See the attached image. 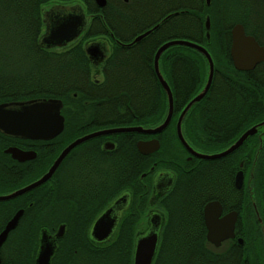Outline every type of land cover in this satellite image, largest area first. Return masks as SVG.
<instances>
[{
    "label": "trees",
    "instance_id": "trees-1",
    "mask_svg": "<svg viewBox=\"0 0 264 264\" xmlns=\"http://www.w3.org/2000/svg\"><path fill=\"white\" fill-rule=\"evenodd\" d=\"M56 1H77L84 5L86 14L93 15L77 41L63 48L44 49L38 45L43 28L42 14ZM222 1L211 0L210 5L206 6L202 0H106L105 6L98 8L93 0H0V103L57 98L62 102L61 114L64 117L63 130L50 140L13 138L0 132V159L8 160L9 167L5 171V181L0 185V193H8L39 178L47 171L59 151L85 131L103 126L154 127L160 124L166 115L167 99L156 78L153 58L157 48L168 40L186 39L203 44L214 66V81L206 96L214 93V87H223L217 91L222 96L216 99V103L220 104L221 109H239L242 103V73L233 67L229 58V29L233 24L242 22L248 12L255 14L259 8L252 6L249 9L250 5L244 0ZM206 13L210 17L208 40L203 36V17ZM155 24H158L156 29L129 46L113 41L116 39L121 43H129L136 35ZM102 35H112L111 49L109 57L102 64L101 81L95 82L90 76L93 67L84 53L83 41ZM158 67L172 94L171 122L155 135L160 146L149 157L137 152L134 141L141 136L137 133H115L108 137L116 142L117 161L112 170L108 159L102 171H99L103 201L126 188L133 190L136 201V197L144 191L138 175L149 162L160 166L164 159L168 163L179 160L180 144L175 135V118L201 88L207 73V63L195 49L173 45L161 53ZM217 79L228 81L216 82ZM251 91L248 94L247 109L253 110L256 106L250 98L253 95ZM84 101L87 104L81 105ZM97 102L106 105L100 106ZM70 104L74 107L69 108ZM191 108L185 114L182 124L183 136L189 144L196 142L189 114ZM99 112H102L101 115H98ZM260 119L263 116H248L246 127L251 121ZM237 135L231 133L227 136H214L215 141L222 145L232 142ZM86 142L75 149L79 150ZM10 145L30 148L36 152V156L24 162H15L4 153V149ZM217 147L220 146L215 144L210 149ZM246 154L248 159L253 155L255 160L258 157L257 163L254 162L251 168L249 162L246 165L247 170L250 168L253 174L250 182L255 195L259 193L256 191L259 182H262L264 189V147L262 150L247 148ZM144 160L148 161L145 166ZM61 166L50 180L15 198L0 202L2 205L14 206L15 209H23V252L33 257L37 233L66 221L68 227L52 264H131L133 235L140 227L142 210L139 213L129 210L110 241L102 245L89 244L85 233L88 219L93 214L79 213L80 223L76 224L71 218L73 214L60 213L58 209L50 208V192L54 189L50 183ZM79 167L83 173L88 169L83 162L79 163ZM181 202L178 205L177 201H172L166 224L160 231L153 264L204 262L203 257L208 250L205 249L200 232L188 223L175 227L176 221L172 217L174 215L176 219L179 216ZM247 221H255L249 206ZM253 231L248 230L250 233ZM250 233L246 237L253 239L254 235Z\"/></svg>",
    "mask_w": 264,
    "mask_h": 264
},
{
    "label": "flooded vegetation",
    "instance_id": "flooded-vegetation-1",
    "mask_svg": "<svg viewBox=\"0 0 264 264\" xmlns=\"http://www.w3.org/2000/svg\"><path fill=\"white\" fill-rule=\"evenodd\" d=\"M219 1L220 3H223L222 0ZM244 1L245 3L247 1V3L250 5L249 9H252V6H257L259 9L255 14L251 13V11L248 12L246 16H243V20L242 22H239V24H241L243 32L246 36L253 37L259 46L264 47V2L263 0ZM202 2L204 5H206L205 0H202ZM210 3L211 0L206 6H209ZM57 4L62 3H54V5ZM86 15L92 16L93 14ZM206 16L208 19L210 18L208 13L204 14L203 22ZM219 18H221V16ZM232 26L229 29L230 42V30ZM203 36L206 39L205 32H203ZM98 37L106 40L111 49L112 37L110 35H102L101 37ZM98 37L95 39H98ZM208 39L209 35L206 40ZM113 41L116 42V39ZM86 42H88V40ZM198 44L204 47L203 44ZM204 48L206 49V47ZM102 64L103 63L92 65V67L93 69H102ZM238 71L242 73L240 80L242 89V103L240 108L233 110L228 107L225 109L220 108L221 106L220 104L216 103V99H220L222 95L217 93V91L224 89L223 87H214V93L206 96L211 83L214 81L212 76L208 90L198 102L192 105V108L189 111L193 130L195 132L194 138L196 142L189 144L185 140L194 152L198 154L211 155L225 150L233 142H235L243 132L252 126H256V132L247 137L246 140L234 151L219 158L204 159L188 152L177 139L180 144V147L178 148V162L176 161L174 163H168V161L164 159L162 164L157 166V163L155 162L148 163L146 160L143 161V166H145L147 163L148 164L147 167L139 173L138 181L141 183L144 191L143 194H139L136 197V201L134 192L131 188L123 189L120 192L112 195L111 198H107L103 201L100 179L101 174H99V171H102V168L104 165H106L108 159L111 161L113 170L115 161H117V150L116 142L108 138L111 134L95 136L87 139L86 141L97 138L100 139L101 137H105V139L92 142L84 141L82 143L86 142V144L79 150L75 149V147L81 145L82 143L75 146L68 152V154L64 157V159L54 171L55 173L62 164L59 173L56 174L54 180H52L50 183V185L54 186V189H52L50 192L52 196L50 208L52 210L58 209L60 213L62 212L68 215L73 214L71 218L76 224L80 223L78 215L79 213L88 212L89 214H93L94 216L92 215L93 217L90 216L88 219V227L85 233V238L91 245H102L110 241L115 235L124 215L128 213L129 210H136L138 213L142 210L141 219L139 221L140 227L133 235V245L136 236L149 230L152 224L156 226L159 225L157 246L151 262V264H153L158 247L160 231L164 224H166L168 218L167 214L171 209L172 201H177L179 205L181 200L182 202L179 216L175 219L173 215L172 219L174 222L176 221L175 227L188 223V225L194 229H197L200 232V235L203 236L205 249L208 250L207 255L203 257V264H264V189H262V182H259L256 188V191L259 193L254 195L251 185L252 182H250V177H252L253 174L251 175L250 168L254 162L257 163L258 157L255 160L253 155L251 159H248L246 154L247 148L262 150L264 147V125H259L262 121H264V60L257 62L250 69ZM206 78L207 73L206 77L201 83V88L195 93V95L204 87ZM92 80L95 82L101 81L98 78H92ZM215 81L225 83L228 81V79H217ZM250 89L252 90L251 92H253V95H250V98L253 100V103L256 106V109L253 110L247 109V106L249 105L248 94ZM205 97L207 99L203 101ZM86 104V101H84V103L81 105ZM96 104L100 106L106 105L104 102H97ZM69 106L74 107L73 104L68 105V107ZM180 112L176 115L175 126ZM101 113L102 112H99L98 115H101ZM187 113L188 112H186V114ZM248 116H263V119L251 121L250 125L246 127V118ZM183 119L184 117L181 120V131ZM111 127L112 126H103L97 129H91L85 131L83 135ZM231 133L238 134L232 142H226L221 145L215 141V134H223L227 136V134ZM137 134L141 136L134 141L135 148L138 141H147L151 138H156L155 135L153 136L141 133ZM156 139L158 140V138ZM215 144H218L220 147H217L216 149H210V147L215 146ZM8 147H16L25 151H34L27 147H19L15 145L7 146L5 149ZM137 152L144 157H149L151 154H153H143L138 150ZM11 160L15 162H24L17 161L12 158ZM81 162H83L86 167H88L84 173L81 167H79V163ZM248 162L250 163L249 170H247L246 167ZM7 163L8 160L0 159V185L5 181V171L9 168L7 167ZM238 172H241L239 180L237 179ZM54 173L48 180L53 177ZM122 193L127 195V206L118 217L112 236L106 242L101 243L92 241L89 238V230L93 222L97 216L103 212V210H105L114 200H117L122 195ZM4 194L7 193H0V195ZM248 199L249 203H247ZM2 201L5 200H1L0 202ZM206 206L208 209L207 219L208 221L213 222L212 225L219 231L218 233H220L218 235L223 234V231L230 228L232 223L231 214H234L232 236L220 239L217 244L214 241L207 240V227L205 219ZM248 206L254 215L255 221L253 222L247 221ZM18 210H22V214L19 217L16 226L7 233L4 241L0 244V264H34L40 233H37L34 256L30 257V255L23 252L22 246V208L15 209L14 206L12 207L0 204V232L4 229L8 220H10V218H12V216ZM61 225L64 226L65 235L68 227L66 221L58 223L54 228L45 230L50 235H54L58 227ZM248 230L254 231L250 233ZM248 233L253 234L254 238H247L246 236ZM63 237L57 239V247L51 259V264L56 251L59 248L60 240Z\"/></svg>",
    "mask_w": 264,
    "mask_h": 264
},
{
    "label": "water",
    "instance_id": "water-1",
    "mask_svg": "<svg viewBox=\"0 0 264 264\" xmlns=\"http://www.w3.org/2000/svg\"><path fill=\"white\" fill-rule=\"evenodd\" d=\"M93 1L98 8H102L106 4V0ZM209 1L210 0H205V4L208 5ZM167 17L168 16L165 18ZM90 18L91 15H85L83 6L78 2H74L72 4H57L49 6L43 11L42 14L44 29L39 36L38 45L44 49H58L69 46L70 44L74 43L79 35L87 29ZM157 27L158 24H155L150 29H147L146 31L136 35L129 43H121L117 40L116 43L129 46L140 41ZM204 29L205 37L207 39L209 35V19L207 16L204 20ZM230 33L231 42L229 54L232 65L236 70L250 69L257 62L264 60V47L259 46L253 37L246 36L243 32L241 24H234L230 30ZM110 36L112 37V35ZM173 45H181L195 49L206 59L207 63V78L204 87L183 107L176 121V136L183 147L191 154L200 158L214 159L231 153L236 148H238L247 137L254 134L256 132V126H252L243 132L237 138V140L225 150L211 155L198 154L191 149V147L183 138L181 131V120L189 108L194 103L198 102L208 90L213 76V61L208 51L202 45L186 39H171L162 43L157 48L153 58V69L156 78L165 92L167 99L166 115L160 124L147 128L142 126H117L97 130L80 136L72 140L60 151L47 171L39 178L10 193L0 195V201L19 196L46 182L52 176L68 152L87 139L101 135L130 132L156 135L164 130L171 120L173 112V99L170 88L159 70L158 60L161 53ZM83 50L86 57L88 58V61L92 65L104 63L110 55V45H108L106 40L102 38L86 42L83 46ZM61 107L62 103L57 98H33L24 101H10L0 103V132L13 138L50 140L57 136L63 129L64 118L61 115ZM259 125H264V121H262ZM136 148L140 153L151 154L158 150L159 142L156 138H151L147 141H138L136 143ZM4 152L9 154L12 159L17 161L30 160L35 157L34 151H25L16 147H8L4 150ZM240 176L241 172H238V180L240 179ZM124 193H122V195L117 200H114L105 210H103V212L97 216L89 230V238L92 241L102 243L106 242L112 236L117 219L127 206V195ZM207 211L208 209L206 206L205 219L207 227V240L214 241L217 244L220 239L233 235V213L231 214L232 223L230 228L223 231V234L218 235L220 233H218L219 231L212 225L213 222H210L207 219ZM21 214L22 210H18L12 216V218L8 220L4 229L0 232V244L4 241L7 233L16 226ZM158 234L159 225L156 226L152 224L149 230L136 236L133 245L132 264H151L157 246ZM63 235V225L58 227L54 235H50L45 229L41 230L38 238V249L34 258V264H51V259L57 247V239L63 237Z\"/></svg>",
    "mask_w": 264,
    "mask_h": 264
},
{
    "label": "rangeland",
    "instance_id": "rangeland-1",
    "mask_svg": "<svg viewBox=\"0 0 264 264\" xmlns=\"http://www.w3.org/2000/svg\"><path fill=\"white\" fill-rule=\"evenodd\" d=\"M74 2H77V1H73V2H71V3H64V4H72V3H74ZM54 3L56 4V3H61V2H57V1H56V2H53L52 5H54ZM78 3H79V2H78ZM81 5H83V4H81ZM83 6H84V5H83ZM42 32H43V28H42L41 33H42ZM41 33H40V34H41ZM96 37H98V36H95V37H92V38H89V39L84 40V41H83V44L86 43L87 40H88V41H89V40L91 41V40L95 39ZM100 37H101V36H100ZM98 38H99V37H98ZM90 73H91V74H90L91 78H98V79L101 80V78H102V69H100V68H99V69H98V68H97V69H93V68H91Z\"/></svg>",
    "mask_w": 264,
    "mask_h": 264
}]
</instances>
